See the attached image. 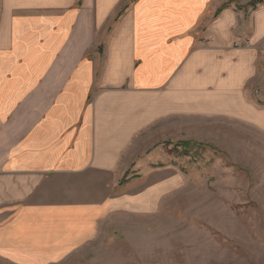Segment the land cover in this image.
I'll use <instances>...</instances> for the list:
<instances>
[{"label":"crops","instance_id":"1","mask_svg":"<svg viewBox=\"0 0 264 264\" xmlns=\"http://www.w3.org/2000/svg\"><path fill=\"white\" fill-rule=\"evenodd\" d=\"M249 1L0 0V261L48 264L96 238L183 68L264 53V3L236 8Z\"/></svg>","mask_w":264,"mask_h":264},{"label":"rangeland","instance_id":"2","mask_svg":"<svg viewBox=\"0 0 264 264\" xmlns=\"http://www.w3.org/2000/svg\"><path fill=\"white\" fill-rule=\"evenodd\" d=\"M196 58L135 137L96 238L48 264H264V53L239 70Z\"/></svg>","mask_w":264,"mask_h":264},{"label":"trees","instance_id":"3","mask_svg":"<svg viewBox=\"0 0 264 264\" xmlns=\"http://www.w3.org/2000/svg\"><path fill=\"white\" fill-rule=\"evenodd\" d=\"M264 3V0H250L246 5L244 6H240V5H236L237 9H244L245 11H247L248 8H250V10H254L257 8L258 5H261ZM230 2H224L222 3L215 11L214 16L216 17L223 9L227 8L229 6ZM124 9H122L117 15H116V20H118L120 18V16H122ZM189 142L188 141H178L177 145H183L186 146L188 145ZM196 145H199L200 143H194ZM126 181V179H122L120 180V184H123Z\"/></svg>","mask_w":264,"mask_h":264}]
</instances>
